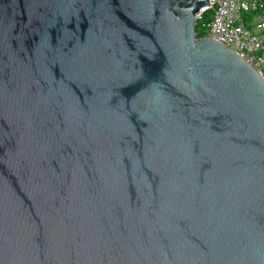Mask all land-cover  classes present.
I'll use <instances>...</instances> for the list:
<instances>
[{
  "label": "water",
  "instance_id": "1",
  "mask_svg": "<svg viewBox=\"0 0 264 264\" xmlns=\"http://www.w3.org/2000/svg\"><path fill=\"white\" fill-rule=\"evenodd\" d=\"M206 6L0 0V264H264V81Z\"/></svg>",
  "mask_w": 264,
  "mask_h": 264
},
{
  "label": "built area",
  "instance_id": "2",
  "mask_svg": "<svg viewBox=\"0 0 264 264\" xmlns=\"http://www.w3.org/2000/svg\"><path fill=\"white\" fill-rule=\"evenodd\" d=\"M207 1L197 16L198 21L208 17L204 37L230 50L264 81V0Z\"/></svg>",
  "mask_w": 264,
  "mask_h": 264
},
{
  "label": "trees",
  "instance_id": "3",
  "mask_svg": "<svg viewBox=\"0 0 264 264\" xmlns=\"http://www.w3.org/2000/svg\"><path fill=\"white\" fill-rule=\"evenodd\" d=\"M254 15L255 14H253V16ZM249 18H251V16H249L248 19ZM207 21H208V18L207 17H205L204 19L202 18L200 21H198V24H197L196 30H195L196 35H197L198 38H202V37L205 36V34L207 32L206 26H205L206 23H207Z\"/></svg>",
  "mask_w": 264,
  "mask_h": 264
},
{
  "label": "rangeland",
  "instance_id": "4",
  "mask_svg": "<svg viewBox=\"0 0 264 264\" xmlns=\"http://www.w3.org/2000/svg\"><path fill=\"white\" fill-rule=\"evenodd\" d=\"M208 18V17H207Z\"/></svg>",
  "mask_w": 264,
  "mask_h": 264
}]
</instances>
